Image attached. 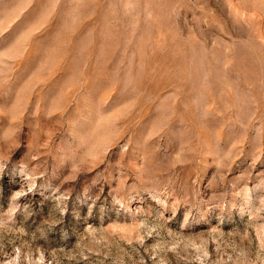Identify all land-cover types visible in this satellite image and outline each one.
Returning a JSON list of instances; mask_svg holds the SVG:
<instances>
[{"label":"rangeland","instance_id":"rangeland-1","mask_svg":"<svg viewBox=\"0 0 264 264\" xmlns=\"http://www.w3.org/2000/svg\"><path fill=\"white\" fill-rule=\"evenodd\" d=\"M0 264H264V0H0Z\"/></svg>","mask_w":264,"mask_h":264}]
</instances>
